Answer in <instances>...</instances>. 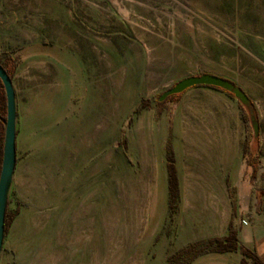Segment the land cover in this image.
<instances>
[{
    "label": "rangeland",
    "instance_id": "1",
    "mask_svg": "<svg viewBox=\"0 0 264 264\" xmlns=\"http://www.w3.org/2000/svg\"><path fill=\"white\" fill-rule=\"evenodd\" d=\"M7 58L18 130L0 264H166L221 234L225 156L254 134L247 108L200 86L158 98L217 76L264 130V0H0Z\"/></svg>",
    "mask_w": 264,
    "mask_h": 264
},
{
    "label": "crops",
    "instance_id": "2",
    "mask_svg": "<svg viewBox=\"0 0 264 264\" xmlns=\"http://www.w3.org/2000/svg\"><path fill=\"white\" fill-rule=\"evenodd\" d=\"M63 70H59V78L65 83L68 72ZM15 113L16 149L18 130L16 104ZM244 144L247 146L246 155L243 154ZM225 161L222 184L226 188L227 197L226 222L221 234L210 238L224 237L231 223L237 232L239 245L253 254L260 264H264V130L259 129L257 134L254 133L252 137L243 140L238 153L229 149ZM231 195L234 206L231 203ZM241 260L242 255L239 252H230L221 253L211 259H205L202 255L195 259L194 264H240ZM246 263L251 264L249 259H246Z\"/></svg>",
    "mask_w": 264,
    "mask_h": 264
},
{
    "label": "trees",
    "instance_id": "3",
    "mask_svg": "<svg viewBox=\"0 0 264 264\" xmlns=\"http://www.w3.org/2000/svg\"><path fill=\"white\" fill-rule=\"evenodd\" d=\"M0 65L11 79L15 67L14 61L10 58H7L5 62L0 63ZM222 80L230 84L232 87L242 91L240 88L235 86L234 83L226 79H222ZM200 87H207L209 89L222 92L229 98L235 99L233 94L221 88L211 87V86H200ZM181 93L168 96L163 102H160L159 105H161L166 101H171V99L177 98ZM246 108L247 110L251 109L252 112V108L249 100H247ZM251 115L254 117L255 123H257V119L253 112L251 113ZM5 116H6L5 95L2 84L0 82V165L2 158V144H3V136H4ZM246 153H247V146L246 144H244L243 154L246 155ZM165 157H166V172H167V209L169 214H173L174 211L176 210L177 203L179 200V189H178L176 170L174 167L173 153L168 142L165 147ZM230 198H231V203L234 206V199L232 195L230 196ZM9 221H10V217L8 216V211L6 207L5 218H4V236L6 234ZM230 252H239L242 255V260L240 264H247L246 259H249L251 264H260V262L256 259V257L253 254L247 251L243 246L239 245L237 241V232L233 228L231 223L229 224L227 228V234L224 237H214V238L204 239L187 244L186 246L180 248L179 250L175 251L172 255H170L166 259V264H191L196 258L205 254H209V253L221 254V253H230Z\"/></svg>",
    "mask_w": 264,
    "mask_h": 264
},
{
    "label": "water",
    "instance_id": "4",
    "mask_svg": "<svg viewBox=\"0 0 264 264\" xmlns=\"http://www.w3.org/2000/svg\"><path fill=\"white\" fill-rule=\"evenodd\" d=\"M0 82L3 87L6 103V116L4 120V136L2 144V158L0 165V251L4 238V218L7 207V196L12 181V175L16 163V149H15V94L12 86V81L0 65ZM195 86H211L218 87L233 94L235 99L239 101L246 108V95L232 87L221 78L213 75L203 74L200 76H193L184 78L174 84L173 87L164 92L158 99L164 100L167 96L181 93L189 88ZM250 124L253 132L257 134V123L254 117L250 114Z\"/></svg>",
    "mask_w": 264,
    "mask_h": 264
},
{
    "label": "flooded vegetation",
    "instance_id": "5",
    "mask_svg": "<svg viewBox=\"0 0 264 264\" xmlns=\"http://www.w3.org/2000/svg\"><path fill=\"white\" fill-rule=\"evenodd\" d=\"M252 112H251V110H247V114H248V122H249V124H250V114H251ZM251 125V124H250Z\"/></svg>",
    "mask_w": 264,
    "mask_h": 264
},
{
    "label": "bare ground",
    "instance_id": "6",
    "mask_svg": "<svg viewBox=\"0 0 264 264\" xmlns=\"http://www.w3.org/2000/svg\"><path fill=\"white\" fill-rule=\"evenodd\" d=\"M122 13L126 14L125 10H122Z\"/></svg>",
    "mask_w": 264,
    "mask_h": 264
}]
</instances>
